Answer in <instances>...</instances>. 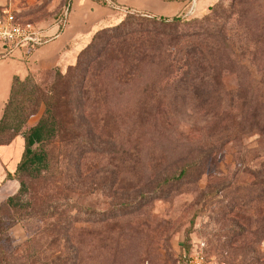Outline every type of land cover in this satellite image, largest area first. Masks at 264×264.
<instances>
[{
    "label": "rangeland",
    "instance_id": "obj_1",
    "mask_svg": "<svg viewBox=\"0 0 264 264\" xmlns=\"http://www.w3.org/2000/svg\"><path fill=\"white\" fill-rule=\"evenodd\" d=\"M5 3L45 25L72 0ZM5 5L0 4V14ZM136 14L127 12L122 21L129 29L144 25L155 35L153 41L140 40L153 45L148 48L153 61L134 72L119 66L116 53L109 54L113 67L95 75L96 101L85 108L91 112V132L80 143L63 133L48 146L49 168L37 178L23 175L29 207L2 208L8 224L9 217L20 220L26 238L16 245L8 229L0 258L56 253L54 215L78 203L83 222L72 234L79 264H178L182 248L193 243L228 264H264L263 172L253 167L264 159V0H196L195 12L177 23ZM186 43L209 50L214 65L216 87L201 89L198 103L187 95L168 96L182 73ZM80 52L68 65L33 74L42 84L59 82L62 74L64 88ZM200 75L204 81L197 83L207 86L206 74ZM44 109L42 104L31 125ZM67 110L61 109L65 118ZM89 137L107 145L93 147ZM22 141L15 142L17 151ZM200 155L203 163L184 180L153 188L160 174ZM140 184V191L152 189L118 206L125 198L133 201Z\"/></svg>",
    "mask_w": 264,
    "mask_h": 264
},
{
    "label": "trees",
    "instance_id": "obj_2",
    "mask_svg": "<svg viewBox=\"0 0 264 264\" xmlns=\"http://www.w3.org/2000/svg\"><path fill=\"white\" fill-rule=\"evenodd\" d=\"M100 2L105 4L104 0H100ZM4 12L5 8L2 10L0 17L4 15ZM14 14L16 20L21 23L40 24L37 21L21 17L16 11H14ZM136 15L139 17L143 13ZM147 16L154 17L164 23H177L188 20L190 17H184L182 14L173 17ZM131 19L136 18L131 16L129 20ZM128 26L126 21L120 20L117 24L109 26V28L98 29L91 41L81 49L77 63L72 68L64 88L60 83L64 79L62 74L58 75L59 82L54 80L49 84L38 82L33 73H30L24 79L14 78L10 95L0 120V145L9 144L16 136L20 135L24 140V150L15 171L7 173V178L17 179L20 187L14 195L9 196L0 205V226L2 225L0 243L6 241L8 229L20 222L16 217H9L10 221L8 224L6 217L1 212L2 208H8L15 212L19 207H29L30 205V200H25V196L29 193V187L24 181L23 175L28 174L33 178H37L49 168L50 151L48 146L60 138L63 133L67 132V134L72 135L74 140L80 143L84 139L82 136L91 132V125L88 122L91 112L85 111V108H89V105L96 101L94 91H96L97 82L99 81L95 82V75L98 72L106 75L108 74L106 72L113 67L108 58L109 54L113 55L116 53L118 55L116 62L119 66L134 72L140 70L144 62L153 61L154 55L151 50H148L153 45L149 43L141 44L147 42V39L152 38V36L155 37V35H150V31L144 29V25H138V27L133 29H129ZM140 40L144 42H140ZM151 41H153V38ZM181 54L185 56L186 61L182 66L181 75L172 82L168 96H170V93L178 96L181 94L187 95L186 97L192 102L198 103L203 96L201 89L206 88L208 91L212 86L216 87L213 79L214 65L212 61H208L211 60V53L207 49L196 50L193 44L186 43ZM198 55L201 57L199 59L203 63L202 66L197 63ZM104 69L105 71H103ZM202 73L206 74L207 86L197 83L198 79L204 81V77L200 75ZM42 104L45 106L44 112L40 119L31 125L29 123L30 118L38 112ZM63 104L68 107L67 118L63 117L61 111L64 107ZM82 130L84 133L78 134ZM88 142L93 147L101 148L107 145V142L93 138H90ZM137 151L135 150V152ZM202 163L203 157L200 155L189 159L179 169L171 171L172 173L163 172L157 177L153 188L156 189L184 180L193 169ZM255 166L259 167L260 171L263 172L259 175L261 177L259 185L262 187L264 184V159L253 167ZM76 181L79 182L78 178ZM143 187V184H140L138 190L140 191ZM151 189L140 191L134 198L132 197L133 201H128L131 198L119 201L118 206H127L129 203L136 201L137 196H142L146 191L150 192ZM80 213L81 207L78 203H75L69 210H61L60 213H55L51 229L53 231L51 243L57 245L58 251L56 253H52L49 257H43L41 255L43 252L41 251L34 252L32 255L2 256L0 264H79L81 252L72 233L76 228V224L83 222ZM47 230H49L48 227ZM186 248L189 249L190 247L187 246Z\"/></svg>",
    "mask_w": 264,
    "mask_h": 264
},
{
    "label": "crops",
    "instance_id": "obj_3",
    "mask_svg": "<svg viewBox=\"0 0 264 264\" xmlns=\"http://www.w3.org/2000/svg\"><path fill=\"white\" fill-rule=\"evenodd\" d=\"M112 1L127 11L164 17L179 15L187 9L191 2V0ZM0 4L5 5V0L0 1ZM206 5L208 4L202 8H205ZM7 7L5 5V8ZM149 9H153L156 14L148 12ZM124 15L125 11L114 9L106 3L102 4L100 0H72L67 26L49 42L33 50L28 61L21 59L23 55L21 50H16L11 56L0 61V120L15 77L24 79L30 73L68 65L98 29L117 24ZM51 22L43 25L50 35L56 32V28L51 26ZM108 22L109 25L103 26L104 23ZM20 137L22 136L18 135L9 144L0 145V205L9 196L14 195L20 187L17 179L7 178V173L15 171L23 154V137V148L21 149L20 146L18 151L15 149V142ZM9 235L14 244H20L26 238L22 223L18 222L12 225L9 228Z\"/></svg>",
    "mask_w": 264,
    "mask_h": 264
},
{
    "label": "built area",
    "instance_id": "obj_4",
    "mask_svg": "<svg viewBox=\"0 0 264 264\" xmlns=\"http://www.w3.org/2000/svg\"><path fill=\"white\" fill-rule=\"evenodd\" d=\"M106 4L117 10L127 11L112 0H104ZM187 9L182 11L184 17H189L195 12L196 0H191ZM71 6H67L63 12L51 22V26L56 28V32L50 35L43 24L31 22L21 23L16 20L14 10L11 7L5 8L4 15L0 17V59L11 56L16 50L23 52L22 60L28 61L31 52L36 48L46 44L57 36L68 24ZM143 15H148L144 14ZM202 244V243H201ZM178 264H228L225 261H218L210 257L204 251V247L193 243L189 249L185 246L178 261Z\"/></svg>",
    "mask_w": 264,
    "mask_h": 264
}]
</instances>
